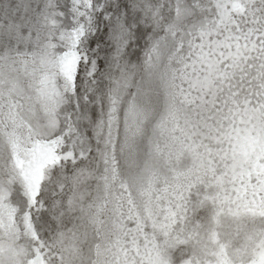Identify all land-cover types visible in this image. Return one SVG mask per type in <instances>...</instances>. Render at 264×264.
I'll return each instance as SVG.
<instances>
[{
	"label": "snow or ice",
	"instance_id": "6c2138e0",
	"mask_svg": "<svg viewBox=\"0 0 264 264\" xmlns=\"http://www.w3.org/2000/svg\"><path fill=\"white\" fill-rule=\"evenodd\" d=\"M0 264H264V0H0Z\"/></svg>",
	"mask_w": 264,
	"mask_h": 264
}]
</instances>
